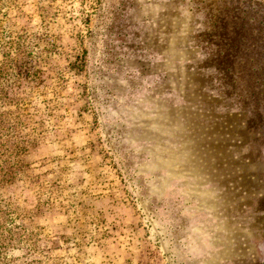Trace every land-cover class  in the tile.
Listing matches in <instances>:
<instances>
[{
	"label": "rangeland",
	"instance_id": "rangeland-1",
	"mask_svg": "<svg viewBox=\"0 0 264 264\" xmlns=\"http://www.w3.org/2000/svg\"><path fill=\"white\" fill-rule=\"evenodd\" d=\"M15 1L42 136L0 264H264V0Z\"/></svg>",
	"mask_w": 264,
	"mask_h": 264
},
{
	"label": "trees",
	"instance_id": "trees-1",
	"mask_svg": "<svg viewBox=\"0 0 264 264\" xmlns=\"http://www.w3.org/2000/svg\"><path fill=\"white\" fill-rule=\"evenodd\" d=\"M5 6L20 9L18 1L0 0V14ZM1 33L0 48L5 54L0 61V178L21 170L25 166L27 147L42 136V132L32 129L29 133L27 130L32 118V108L28 107L31 104L29 91L42 85L36 79L22 82L26 75L22 66L24 60L18 61L29 56L24 54L27 35ZM24 216L22 210L11 211L0 205V248L8 250L16 244L24 245V235L13 232L14 229H23L21 223L16 225L15 221Z\"/></svg>",
	"mask_w": 264,
	"mask_h": 264
}]
</instances>
